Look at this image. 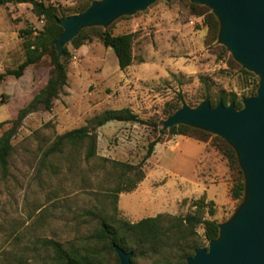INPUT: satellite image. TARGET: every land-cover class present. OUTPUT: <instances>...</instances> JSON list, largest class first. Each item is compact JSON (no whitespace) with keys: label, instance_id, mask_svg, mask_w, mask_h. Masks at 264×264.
Wrapping results in <instances>:
<instances>
[{"label":"rangeland","instance_id":"rangeland-1","mask_svg":"<svg viewBox=\"0 0 264 264\" xmlns=\"http://www.w3.org/2000/svg\"><path fill=\"white\" fill-rule=\"evenodd\" d=\"M42 1L62 7L76 2ZM188 3L155 0L105 27L111 34L133 35V59L123 70L112 50L95 37L77 48L66 43L70 58L65 85L48 110L25 116L11 139L8 176L0 180V245L5 250H27L33 239L44 237L81 244L95 228L82 210L101 206L110 212L112 208L116 171L107 163L103 168L100 158L138 163L147 143L158 135L156 128L167 116L164 107L169 102L193 107L204 94L214 99L219 93L235 92L238 98L247 93L250 78L239 72L241 66L216 42L202 16L190 12ZM41 24L28 3L0 5V73L23 59L19 30L38 29ZM48 69L45 56L26 66L19 77L7 75L0 80V121L13 117L30 99L44 83ZM121 107L131 109L138 120H110L98 126L92 160H82V149L65 148L39 165L41 151L56 135L85 125L105 109ZM200 131L186 132L199 141L159 135L141 166L143 178L131 191L116 193L117 217L134 222L157 213L182 216L194 211L190 201L199 197L204 199V217L217 223L230 217L240 202L229 196L235 171L216 149L223 139ZM218 180L226 183L227 193L224 183H209ZM208 209L213 210L211 216ZM195 231L205 246L202 228L197 226ZM86 241L105 264H114L113 255L100 243ZM135 262L148 264L149 260Z\"/></svg>","mask_w":264,"mask_h":264},{"label":"trees","instance_id":"trees-1","mask_svg":"<svg viewBox=\"0 0 264 264\" xmlns=\"http://www.w3.org/2000/svg\"><path fill=\"white\" fill-rule=\"evenodd\" d=\"M90 1L76 0L71 6L62 7L47 4L42 0H0V5L28 3L31 12L42 21L41 27L38 29L29 27L19 30L23 59L16 67L0 73V80L7 75L19 77L26 66L39 62L45 56L49 65L44 83L26 103L17 109L13 117L0 121V180H4L8 176L9 156L13 150L11 139L16 134L24 117L32 112L48 110L52 100L66 83V65L70 53L65 43L60 55H56L53 41L61 32L56 21L82 11ZM188 7L194 16H202L203 23L215 38L217 21L209 9L190 2ZM93 37L97 38L102 46L112 50L120 70L131 64L133 59L131 53L132 33L111 34L107 28L90 26L81 28L67 43H70L73 48H77ZM221 48L224 51V48ZM239 72L250 78L247 93H241L240 98L235 92H230L227 95L219 93L214 99H211L208 94H204L200 99L207 97L211 106L220 100L223 105L232 103L235 108L241 107V98L254 94L256 78L251 72L241 67H239ZM178 107L179 105L169 102L164 107V112L168 115ZM110 120L137 121L138 119L137 115L128 107L105 109L91 117L85 125L56 135L41 151L38 159L39 165H44L50 157L59 154L65 148L82 149V160L85 162L92 160L95 157V129ZM156 130L158 135L147 143L145 153L138 163L128 164L106 158L99 159L103 162V168L107 163L113 171H116L110 195L112 208L110 212L101 206H92L82 210V215L94 223L95 228L88 237L82 240L81 244L44 237L33 239L30 243L31 247L27 250L25 248L5 250L0 245V264H105L102 257L93 250L90 242L86 241L87 239H91L94 243H100L104 251L110 252L114 258V264H119V261L113 250V245H117L125 252H130V264H137L135 262L137 258L149 260L148 264H184L185 258L202 245L200 235L195 231V227L202 228L201 237L205 242L216 237L217 222L212 218L204 217L203 197L191 200L190 205L195 206L194 211L182 216L157 213L134 222L116 216V193L131 191L136 183L143 178L141 166L150 155L160 134H177L199 141L198 138L186 135V132L200 130L187 125L178 124L167 129L158 127ZM220 141L219 145H216V149L225 158L228 167L235 171L232 185L229 188V196L240 201L243 193L242 173L233 149L225 141L221 139ZM207 214L211 216L213 210L208 209ZM18 238V235H14V239Z\"/></svg>","mask_w":264,"mask_h":264},{"label":"water","instance_id":"water-1","mask_svg":"<svg viewBox=\"0 0 264 264\" xmlns=\"http://www.w3.org/2000/svg\"><path fill=\"white\" fill-rule=\"evenodd\" d=\"M154 1L91 0L82 11L56 21L61 28L53 41L56 55L81 28H105ZM188 1L209 9L217 21L216 42L258 80L254 94L242 97L239 108L220 100L211 106L204 97L193 107L182 104L160 122L162 129L183 124L219 136L233 149L243 177L234 212L217 223L216 237L194 249L184 264H264V0ZM113 250L119 264H130V252L117 245Z\"/></svg>","mask_w":264,"mask_h":264},{"label":"crops","instance_id":"crops-1","mask_svg":"<svg viewBox=\"0 0 264 264\" xmlns=\"http://www.w3.org/2000/svg\"><path fill=\"white\" fill-rule=\"evenodd\" d=\"M191 139V138H190ZM193 140V139H192ZM169 148H173V146H170ZM209 183H211V184H216V183H224L225 184V189H226V193H227V191H228V187H227V185H226V183L225 182H223L222 180H218V182H212V181H210ZM187 185H185L184 184V187H186ZM208 200H210V199H208ZM215 204V203H214Z\"/></svg>","mask_w":264,"mask_h":264}]
</instances>
